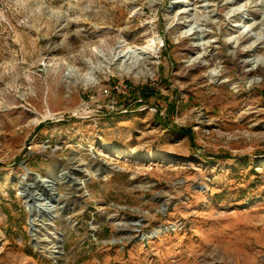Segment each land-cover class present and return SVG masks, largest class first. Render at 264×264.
<instances>
[{
	"label": "rangeland",
	"instance_id": "1",
	"mask_svg": "<svg viewBox=\"0 0 264 264\" xmlns=\"http://www.w3.org/2000/svg\"><path fill=\"white\" fill-rule=\"evenodd\" d=\"M259 28L264 0H0V264H264ZM128 51L150 78L98 64Z\"/></svg>",
	"mask_w": 264,
	"mask_h": 264
},
{
	"label": "bare ground",
	"instance_id": "2",
	"mask_svg": "<svg viewBox=\"0 0 264 264\" xmlns=\"http://www.w3.org/2000/svg\"><path fill=\"white\" fill-rule=\"evenodd\" d=\"M43 24H45V22ZM154 39L148 41V43H147V47L148 48L152 47L153 45H155V40ZM257 41L258 42L260 41L261 43L264 44V30L262 28H259V31L257 33L256 42ZM254 43L255 42H251V44H248L245 47V49L251 50L254 47V45H255ZM142 48L138 47V48H135V50L137 52H140V50ZM132 54H135V53H132ZM255 60H256V65L258 66V68L256 69V73L259 74V75H257V77H258L257 81H262L263 80V76H264V55L256 56ZM98 64L100 66L105 65L104 66L105 70H108L112 66V67H114L115 72L118 75H120V76H128V77H132V78H136V79L137 78L148 79L153 74L152 69L149 68L148 65H146L147 63L145 64L143 58L140 55H138V53H137V55L131 56V54H129V51L126 52V53L120 52L118 54L114 53L111 56H106L103 59H99ZM82 84L85 87H95V86H97L98 83H97V81H95V79L91 78V76H90V77H85L83 79ZM45 182H46V180H45ZM81 183L83 184L84 182L82 181ZM58 197H59V195L55 194V199H57ZM45 209L50 214L51 220H52V214H54V212H57L59 210V208L57 206H54V205L51 206L49 204L47 206H45ZM34 216L37 217V212H34ZM172 227H174V226H172ZM169 228L164 227V228H160L158 230H154V231L150 232L146 236L145 239L154 238V237H156V236H158V235H160V234H162L164 232L169 231Z\"/></svg>",
	"mask_w": 264,
	"mask_h": 264
},
{
	"label": "water",
	"instance_id": "3",
	"mask_svg": "<svg viewBox=\"0 0 264 264\" xmlns=\"http://www.w3.org/2000/svg\"><path fill=\"white\" fill-rule=\"evenodd\" d=\"M31 175L34 176L36 182H39L41 186L43 185L45 188V179H42L38 175H34V174ZM32 189L33 186L31 185H26V184L21 185L22 197L27 201L26 206L29 211V222H33L35 218L38 219L45 218V211H47L45 210V191L44 194L41 196V195H35L33 192H31ZM46 202L51 206L55 204L56 203L55 195L53 197L49 196ZM42 203L44 204L41 205ZM34 212H37V217L34 216ZM30 229L31 231L34 230V227H31Z\"/></svg>",
	"mask_w": 264,
	"mask_h": 264
},
{
	"label": "trees",
	"instance_id": "4",
	"mask_svg": "<svg viewBox=\"0 0 264 264\" xmlns=\"http://www.w3.org/2000/svg\"><path fill=\"white\" fill-rule=\"evenodd\" d=\"M141 95L143 96L144 99L148 100L152 97V95L150 93H141ZM175 109H173L174 111ZM183 132V131H181Z\"/></svg>",
	"mask_w": 264,
	"mask_h": 264
},
{
	"label": "built area",
	"instance_id": "5",
	"mask_svg": "<svg viewBox=\"0 0 264 264\" xmlns=\"http://www.w3.org/2000/svg\"><path fill=\"white\" fill-rule=\"evenodd\" d=\"M107 93V92H106Z\"/></svg>",
	"mask_w": 264,
	"mask_h": 264
}]
</instances>
